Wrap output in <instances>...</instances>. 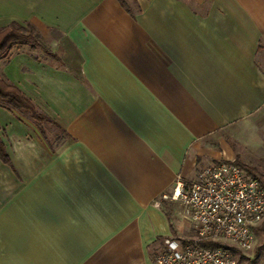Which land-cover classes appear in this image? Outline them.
<instances>
[{"label": "crops", "instance_id": "1", "mask_svg": "<svg viewBox=\"0 0 264 264\" xmlns=\"http://www.w3.org/2000/svg\"><path fill=\"white\" fill-rule=\"evenodd\" d=\"M124 1L0 0L55 58L0 62L48 120L0 105V264H153L187 236L157 197L263 118L264 0Z\"/></svg>", "mask_w": 264, "mask_h": 264}, {"label": "built area", "instance_id": "2", "mask_svg": "<svg viewBox=\"0 0 264 264\" xmlns=\"http://www.w3.org/2000/svg\"><path fill=\"white\" fill-rule=\"evenodd\" d=\"M171 189L169 200L187 236L165 240L153 264H233V251L253 247L255 231L264 222V189L239 166L212 162L191 182L175 178ZM165 200L162 193L154 205L161 207Z\"/></svg>", "mask_w": 264, "mask_h": 264}, {"label": "rangeland", "instance_id": "3", "mask_svg": "<svg viewBox=\"0 0 264 264\" xmlns=\"http://www.w3.org/2000/svg\"><path fill=\"white\" fill-rule=\"evenodd\" d=\"M31 36L35 37L34 32L31 33ZM36 41L39 43L38 38ZM17 49L27 52L31 48L28 45H23L15 47L12 50L15 51ZM36 52V56L43 57L39 51ZM262 117L259 124L254 128L249 124L244 125L241 128L239 136L234 134V130H227L219 133L217 137L224 139L225 143L222 149H225L229 155L233 156L230 159L231 162L247 169H252L264 177V115ZM42 124L40 123L39 125ZM171 190L164 193L167 196V200L163 203L169 204L170 207L175 204L169 200ZM231 259L233 264H264V222L255 231L253 247L245 252L233 251Z\"/></svg>", "mask_w": 264, "mask_h": 264}, {"label": "trees", "instance_id": "4", "mask_svg": "<svg viewBox=\"0 0 264 264\" xmlns=\"http://www.w3.org/2000/svg\"><path fill=\"white\" fill-rule=\"evenodd\" d=\"M119 5L128 11V6L125 4L124 0H117ZM34 32V36H31V33ZM37 37L34 29L26 25L25 28L15 24L10 23L7 27L0 30V62L7 61L11 50L15 47L28 45L31 49L39 50L44 56L50 57L51 59H55L54 56H51L37 41ZM0 105L6 108L7 110H15L18 112H22L30 119H32L35 123H47L48 120L39 115L34 109L31 102L23 96V94L14 86L7 84L0 77ZM0 161L3 164H8V158L5 154L4 147L0 142ZM234 163V162H233ZM236 164V163H234ZM245 173L256 180L264 189V177L259 175L254 170L247 169L241 165L236 164ZM206 247H216V244H205Z\"/></svg>", "mask_w": 264, "mask_h": 264}]
</instances>
